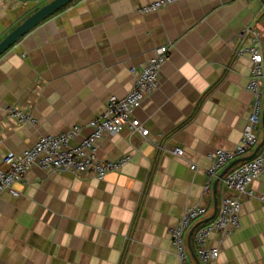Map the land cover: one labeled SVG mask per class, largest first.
Returning a JSON list of instances; mask_svg holds the SVG:
<instances>
[{"label":"crops","instance_id":"0c3cea01","mask_svg":"<svg viewBox=\"0 0 264 264\" xmlns=\"http://www.w3.org/2000/svg\"><path fill=\"white\" fill-rule=\"evenodd\" d=\"M49 1L0 0V40ZM153 1L74 0L0 57L1 159L76 124L83 130L72 144L80 142L109 97L133 87L130 69L170 47L159 88L136 111L147 136L124 127L98 143L101 159L129 162L102 179L35 166L14 183L18 195L2 194L0 264H178L168 230L202 204L206 213L184 237L189 263L200 262L198 229L235 194L220 177L231 162L211 179L206 170L217 149L237 148L248 125L252 63L241 49L256 43V31L264 54V0H173L141 10ZM13 106L36 123L13 119ZM263 138L262 122L255 146L236 159ZM252 187L254 196H241L239 226L207 238L220 249L217 264H264V172Z\"/></svg>","mask_w":264,"mask_h":264},{"label":"built area","instance_id":"2783aa9c","mask_svg":"<svg viewBox=\"0 0 264 264\" xmlns=\"http://www.w3.org/2000/svg\"><path fill=\"white\" fill-rule=\"evenodd\" d=\"M173 0H155L141 8L143 12L155 11ZM255 44L246 46L241 52L250 54L252 69L248 88L254 96L246 126L240 143L235 150L217 149L212 155L211 166L206 170L211 179L217 171L234 161L238 156L248 153L257 142V130L262 123L264 111V54L256 31L253 32ZM170 47L162 45L154 50L152 57L140 68L132 67L135 76L133 87L126 96L119 98L112 95L108 99L107 108L100 116L88 123L91 131L78 143L72 144L83 128L74 125L69 131L53 135H42L22 154L9 152L0 159V197L4 192L18 195L14 183L24 179L33 167L65 170L76 174L91 172L98 178H104L109 172L119 170L130 161V155L115 159H101L97 154L98 143L107 134H115L124 127L146 137L148 128L136 116L149 94L157 90L161 84V69L168 59ZM8 112L19 122L36 123L29 111L16 106L9 107ZM172 152L183 156L184 149L175 147ZM195 166H193L194 168ZM264 172V144L254 157L241 162L230 169L224 176V184L234 195L226 196L213 220L200 227L196 233L198 244L197 256L200 264H217L220 249L208 246L207 238L212 231L228 233L239 226L241 196H254L253 182ZM210 180L204 187V195L210 193ZM207 207L198 204L185 210L179 223L168 230L171 244L178 256V264H190L188 248L184 244L187 229L196 218L204 215Z\"/></svg>","mask_w":264,"mask_h":264},{"label":"water","instance_id":"95a60500","mask_svg":"<svg viewBox=\"0 0 264 264\" xmlns=\"http://www.w3.org/2000/svg\"><path fill=\"white\" fill-rule=\"evenodd\" d=\"M74 0H51L45 5L41 6L34 13L26 17L20 24H18L15 28H13L5 37L0 40V57L5 54L11 47H13L17 42L21 40L29 31L43 22L45 19L49 18L51 15L58 12L60 9L73 2ZM262 122L264 125V111L262 116ZM264 144V138L256 148V150L245 157H241L232 161L221 173L220 177H223L231 167H233L236 163L240 161L249 160L256 155L259 148ZM215 213L211 216L213 219L215 217ZM209 218L207 221H209ZM193 231L190 232L192 234ZM200 264V262H198Z\"/></svg>","mask_w":264,"mask_h":264}]
</instances>
